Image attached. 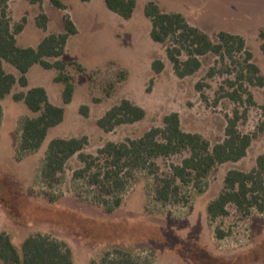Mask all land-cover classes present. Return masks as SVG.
Instances as JSON below:
<instances>
[{
    "label": "rangeland",
    "instance_id": "rangeland-1",
    "mask_svg": "<svg viewBox=\"0 0 264 264\" xmlns=\"http://www.w3.org/2000/svg\"><path fill=\"white\" fill-rule=\"evenodd\" d=\"M59 1L65 9L51 0H7L11 25L24 26L17 35L22 47H37L46 36L65 32V16L72 20L77 33L70 36L59 59L75 63L69 71L75 76L76 90L73 101L65 105L63 84L55 82L57 71L38 64L27 74L29 86L14 88L18 92L44 87L55 105L66 108L64 121L49 130L40 150L23 157L17 150L21 126L35 113L12 95L0 99V233L9 234L19 251L33 235L64 241L73 250L74 264H264L262 215L254 212L244 218L231 207L229 216L211 223L206 213L207 205L222 191L229 170L250 171L258 157L264 156V132L254 138L245 158L218 165L203 181L202 192L183 187L180 199L167 205L156 199L158 177L171 175V164H180L186 153L157 159L156 174L137 171L122 195V206L111 214L92 203L111 198L107 191L88 177L75 176L84 166L78 154L67 161L54 187L41 175L53 139L87 136L89 142L82 152L97 155L108 142L139 138L152 128L163 127L164 117L172 112L179 113L186 132L201 134L211 145L222 142L227 116L239 107L221 97L234 73H221L224 66L219 57L208 54L201 57L202 66L195 74L180 78L167 56L172 42L152 40V22L144 8L154 1L164 12H180L215 41L220 31L243 36L264 75V0H136L129 19L109 10L105 0ZM42 15L47 17L45 28L39 25ZM158 60L164 63L160 72L154 68ZM5 67L19 75L11 65ZM212 68L217 72L209 76ZM249 90L257 105L239 107L240 112L247 108L239 123L243 133L256 132L262 120L264 86H249ZM122 99L141 106L146 116L104 131L98 120ZM48 193L58 199L51 202ZM217 227L227 232L224 238L216 237Z\"/></svg>",
    "mask_w": 264,
    "mask_h": 264
},
{
    "label": "trees",
    "instance_id": "trees-1",
    "mask_svg": "<svg viewBox=\"0 0 264 264\" xmlns=\"http://www.w3.org/2000/svg\"><path fill=\"white\" fill-rule=\"evenodd\" d=\"M51 1L58 8L65 9L59 0ZM105 3L109 10L125 19L131 18L137 6L136 0H105ZM6 7L7 0H0V99L12 95L14 101L23 102L35 113L27 117L21 126L17 150L23 157L40 150L49 130L64 121L66 108L55 105L44 87H30L18 92L13 90L17 86H29L27 74L38 64L47 70L57 71L55 82L63 84V103L70 104L76 84L69 66L75 63L59 58L65 52L68 39L77 33V29L72 20L65 16V32L46 36L37 47H22L18 44L17 35L23 31L24 26L11 25ZM144 12L152 22V40L157 43L172 42L167 48V56L180 78L195 74L202 66L201 57L214 54L224 66L221 73H234V79L226 81L228 88H223L221 97L230 99L239 107L257 105L249 86H264V75L254 62L253 54L247 49L243 36L220 31L215 41L209 34L191 25L182 13L164 12L154 1L147 2ZM41 17L43 22L39 25L45 28L47 17ZM261 36L264 40V31ZM51 58L56 60L51 62ZM6 64L11 65L19 75L7 71ZM78 68L82 70L79 64ZM154 68L160 72L164 63L155 61ZM216 72L212 68L209 76ZM197 89L201 91L202 84H197ZM239 107L234 110L233 116H227L225 138L215 145H211L199 133L183 130L177 112L164 117L163 127L152 128L139 138L119 143L108 142L98 150L97 155L82 152L89 142L87 136L53 139L48 144L42 178L49 187H54L67 161L78 154L84 166L75 172V176L88 177L91 183L107 191L111 198L93 200L92 203L102 206L106 213L111 214L122 206V195L137 171L149 170L156 174L157 159L186 153L180 164H171V175L158 177L156 199L167 205L174 199H180L183 187L193 186L202 192L203 181L218 165L238 162L247 156L254 138L259 132H264V104L260 105L262 120L254 133L240 131L239 123L246 117L247 108L240 112ZM83 109L87 114V107ZM2 115L0 106V124ZM145 116L146 112L141 106L122 99L105 112L98 120V126L111 132L118 126L134 124ZM48 196L51 202L58 199L52 193H48ZM231 207L244 218L254 212L264 217V156L258 157L256 166L250 171L231 169L227 172L222 191L207 205L209 222L229 216ZM215 234L218 239H222L227 232L217 227ZM0 264H74V254L66 242L41 234L26 238L22 251H19L9 234L2 232Z\"/></svg>",
    "mask_w": 264,
    "mask_h": 264
},
{
    "label": "crops",
    "instance_id": "crops-1",
    "mask_svg": "<svg viewBox=\"0 0 264 264\" xmlns=\"http://www.w3.org/2000/svg\"><path fill=\"white\" fill-rule=\"evenodd\" d=\"M17 72V71H16ZM12 73H14V72H12ZM14 74H16V73H14ZM17 75V74H16ZM29 80V79H28ZM36 87V86H35Z\"/></svg>",
    "mask_w": 264,
    "mask_h": 264
}]
</instances>
